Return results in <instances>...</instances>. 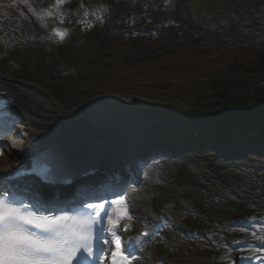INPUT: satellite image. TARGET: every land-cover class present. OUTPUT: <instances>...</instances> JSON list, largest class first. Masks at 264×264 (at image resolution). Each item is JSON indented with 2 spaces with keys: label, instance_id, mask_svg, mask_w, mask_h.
Returning a JSON list of instances; mask_svg holds the SVG:
<instances>
[{
  "label": "rangeland",
  "instance_id": "1",
  "mask_svg": "<svg viewBox=\"0 0 264 264\" xmlns=\"http://www.w3.org/2000/svg\"><path fill=\"white\" fill-rule=\"evenodd\" d=\"M228 1L230 4L226 7L232 9L238 5V12H228L229 9L224 8L219 13L225 11L227 14L213 17L212 14L203 15L201 10L190 11L184 0H63L60 4L56 0H29L28 8L36 29L34 42L9 35L0 38V74L13 84L33 87V98L44 103L50 111L80 112L85 104L91 103L95 116L100 121L107 119L116 124V129L112 130L130 142L150 132L158 134L170 126L183 129L163 117L147 120L144 99L139 95L103 94L87 84L77 86L82 73L89 72L83 56L86 50L96 46L101 57L108 58V61L112 53L104 44L114 42H119L129 57L142 58L164 55L173 58L182 45H194L197 48L193 53L198 55L199 62L204 61L205 57L200 55L207 50L211 59L224 62L240 49H262L264 1ZM250 5L253 6L249 9ZM57 30L64 34L63 39L56 34ZM10 122V130L0 137V180L25 166L36 146L42 145L49 137V128L37 118L27 120L19 116ZM97 148L93 147L96 151H91L88 159L103 156ZM207 151L213 153L214 150L207 148ZM203 153L192 152L195 156L190 160L201 159ZM86 155L81 158L75 155L77 158L73 164L86 160L83 158ZM203 159L209 161V157ZM184 160L169 154L153 158L137 167L143 172L137 177L136 185H131V191H128L129 186H124L127 190L124 194L126 209L131 219L124 217L130 231L122 237L133 236L144 227L153 235L149 218H160L166 208H169L171 218L157 232L155 243L145 241L137 251L136 264H176L179 258H185V254L177 252L175 261L174 250L183 234L195 237L185 223H191L196 231L214 226L226 230L220 226L222 221L212 225L210 218L219 211L223 216L228 214L238 218L247 215L245 213L251 211L253 205L264 208V166L248 169L242 160L228 166L212 164L207 171L204 170L212 173L216 169L219 173L212 177L205 172V175H199L200 170L194 171ZM65 166L59 164L56 170ZM126 174L134 176L132 170ZM83 186L85 184L78 186L73 195ZM187 214L188 218L185 217ZM220 232L209 233L206 238L220 237ZM199 240L204 246V240ZM246 240H253L250 233L246 230L236 232L234 241L243 243ZM214 247L220 252L226 250L225 243ZM206 250L200 249L199 253L194 250V256L213 252ZM189 259L206 264L197 257Z\"/></svg>",
  "mask_w": 264,
  "mask_h": 264
},
{
  "label": "trees",
  "instance_id": "2",
  "mask_svg": "<svg viewBox=\"0 0 264 264\" xmlns=\"http://www.w3.org/2000/svg\"><path fill=\"white\" fill-rule=\"evenodd\" d=\"M229 4L228 0H184L190 11L213 17L227 14L219 11ZM239 9L234 5L228 12ZM104 46L112 53L110 60L102 58L95 46L86 50L83 58L89 72L82 73L77 86L87 84L103 94L139 95L147 119L163 117L183 126L184 131L168 127L156 143L175 142L182 152L215 150L203 153L197 163L187 155L185 162L194 171L228 160H242L253 169L264 165V45L240 49L224 62L211 59L209 50L199 62L194 45H182L173 58L129 57L119 42Z\"/></svg>",
  "mask_w": 264,
  "mask_h": 264
},
{
  "label": "snow or ice",
  "instance_id": "3",
  "mask_svg": "<svg viewBox=\"0 0 264 264\" xmlns=\"http://www.w3.org/2000/svg\"><path fill=\"white\" fill-rule=\"evenodd\" d=\"M63 0H56L57 4ZM62 22V21H61ZM56 34L63 39L59 30ZM106 204L124 206L118 210L120 218L129 216L126 198L123 192L116 193V198L97 197L96 202H83L80 210L69 213L31 203L19 201L7 188L0 189V264H101L100 257L94 251L97 242L110 246L113 241L103 236L105 221L113 217L106 209ZM119 226L117 220L114 227ZM100 228V235L97 229ZM127 231V227H124ZM143 235H147L146 233ZM117 237V232H111ZM264 239V236H258ZM120 241L115 240L116 251H111L112 264H130L137 253L120 251ZM104 249H99L103 255ZM121 261H117V256Z\"/></svg>",
  "mask_w": 264,
  "mask_h": 264
},
{
  "label": "bare ground",
  "instance_id": "4",
  "mask_svg": "<svg viewBox=\"0 0 264 264\" xmlns=\"http://www.w3.org/2000/svg\"><path fill=\"white\" fill-rule=\"evenodd\" d=\"M27 1L29 2V0H0V38L9 35L17 36L25 42H34L35 22L33 16H31ZM33 92L34 89L30 85L13 84L0 74V111L11 118H18L19 116L27 120L37 118L42 120L43 124L49 128L48 140L42 145L36 146V150L31 154L27 163L31 165L40 164L43 160H46L51 166L58 167L59 164H66V167L73 168V161L77 158L75 155L81 158L91 151H96V149H93V147L98 145L96 141L100 142L99 147H104V152L115 150V148L118 149L120 146L126 148L125 146L123 147V143L127 142V138L122 134H116L112 130L113 128L116 129L117 125L107 119L100 121L95 116L94 107L91 103L85 104L80 112L76 110L54 112L50 111L44 103L33 98ZM38 95L40 96V94ZM70 133L76 134V136L72 141H67L65 137ZM63 135L64 138L62 139ZM114 142L116 144H113ZM119 163L120 161H116L105 167L106 171H108L109 179L113 181L111 185L114 186L121 183V178L116 175L120 168V165L118 166ZM66 167L65 169H67ZM101 182L103 184L106 183L103 180ZM91 183L83 186L84 190L80 191H85L86 188L89 194H94L97 188L93 185L95 184L98 187V184L96 182ZM53 195L50 190L46 192V196L49 198L54 197ZM62 197H65V195ZM114 198L116 196L110 197V199ZM122 208L123 206L121 205L113 208L106 207L111 215L114 209L119 210ZM111 223L112 221L107 222L109 227ZM108 231L111 235L112 230ZM113 238L117 239L119 236L117 235V237ZM125 241L127 252L133 253L138 250L140 241L130 240L129 238H126ZM106 261L107 259L104 260V263Z\"/></svg>",
  "mask_w": 264,
  "mask_h": 264
}]
</instances>
